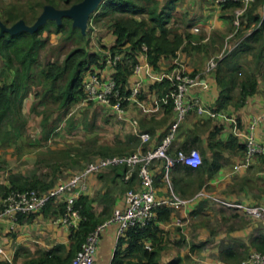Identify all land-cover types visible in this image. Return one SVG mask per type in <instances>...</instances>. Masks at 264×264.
<instances>
[{"label":"crops","instance_id":"crops-1","mask_svg":"<svg viewBox=\"0 0 264 264\" xmlns=\"http://www.w3.org/2000/svg\"><path fill=\"white\" fill-rule=\"evenodd\" d=\"M168 1L166 0L165 4ZM183 1L175 0L171 23L176 13H181L180 11L183 10L181 6ZM196 1L198 0L187 1V8L191 14L190 20L191 18L195 19L193 23H187L188 27L190 24H194V27L200 26V29L204 28V31L208 33V38H211L215 34H224L229 23L233 22L234 30L232 29V34L228 35L226 40L235 35L237 38V35H240L237 33L239 27L244 29L242 32L245 33L230 46L228 54L235 50L240 42L256 28L254 22H248V9L252 7V4L247 7L245 13L238 17V12L242 8L239 4H235V7L218 6L212 0H208L213 6L205 7L202 10L200 8L201 2L196 4ZM223 12L224 14H222ZM257 13L261 15V12L258 11ZM179 16L182 17L180 14ZM232 19L234 20L231 22ZM242 23L243 26H241ZM169 27L171 29V24ZM102 32L105 34L104 41L107 46H112L115 38L111 31ZM189 33L193 34L192 32ZM206 42L207 38L204 39L203 43ZM97 51L105 53V50L101 51L100 47ZM137 65L143 66V69L138 76L134 73V68L132 76L125 85L126 92H129L126 95V105H124L126 119L119 120V122L127 127V130L129 129L125 141L129 143V138L132 137L134 140L130 143L142 146L143 149L156 147L175 119L174 111L166 112L167 101L161 95L163 92H159L155 86L164 80H168L172 84V78L179 71L188 74L194 72L201 74L199 83L190 89L188 95L199 98L207 112L204 115H198L196 112L188 115L178 137V142H176L177 150L197 149L200 152L204 150L208 159L213 161L214 151L208 147L211 134L215 133V141L227 142L231 137H234L239 144L245 145V134L249 130L251 119L264 113V88L261 87V82L257 92L246 104L236 105L240 96V90L236 89L231 105L219 110L217 100L220 88L216 81V72H205L208 62L203 60V55L200 53H178L176 57L163 58L160 61L159 70H155L150 65L143 47ZM95 70L94 73L101 74L107 79H113L112 75L116 72V66L106 65L104 69ZM139 81L142 82L139 95L136 98H131V90ZM169 95L166 97L169 98ZM102 108L106 109L110 116L116 118L110 108L104 106ZM134 121L137 122V125L134 124ZM141 134H148L149 139L144 142ZM255 137L257 142L264 146V121L256 129ZM174 146L172 153L175 152ZM123 152L115 151V154L109 153L107 157L122 155L117 153ZM222 154L223 157L220 158L221 169L212 177L205 174L202 176V180L197 177L195 171L190 174L184 170H174L170 175V181H167L163 162L155 161L152 165L151 175L154 180L155 196L160 203L159 209L166 208L170 211L169 220L157 221L156 219L155 221L162 222L159 223L160 227L169 235V244L161 255L162 264H168L175 259H179L180 264H241L251 252L257 251L258 245L264 237V218L227 209L220 201L240 202L245 206L260 207L264 210V154L255 158L252 168L237 173L233 172V166L244 159V153L235 147L233 151H225ZM100 158L104 157L99 155L92 161ZM87 164L81 169L82 171ZM82 171L79 170L76 173ZM59 172L62 173V176L70 175L66 171ZM20 175L29 180L35 177L48 185L49 189L57 185L63 178L54 174V177L49 179L48 184L41 177L26 176L21 173ZM51 179L55 180H52L54 183L51 182ZM2 184L3 187L6 186V184ZM8 185H10L9 181L6 187ZM191 185L195 187L194 192H189L192 191L190 190ZM139 188H141V180L137 170L128 173L124 168L106 169L89 177L88 189L83 193V196L89 200L87 206L90 212L97 219L105 222L112 218L116 209L124 208L126 192L130 189ZM0 192H2L1 189ZM173 195L187 200V205L179 210L175 209L170 204ZM3 197L0 195V202ZM64 208L63 200L59 199L49 204L40 213L19 216L15 223L8 217H2L0 219V246L7 252L5 257L10 262L24 264L44 256L46 252L58 245L66 247V254L74 242V233L77 232L78 228H67L54 223V220L63 213ZM177 220H181L182 224H178ZM121 237L118 234L116 223L109 224L103 230L95 257L96 264H112L118 252L125 253L128 244L121 243Z\"/></svg>","mask_w":264,"mask_h":264},{"label":"trees","instance_id":"trees-1","mask_svg":"<svg viewBox=\"0 0 264 264\" xmlns=\"http://www.w3.org/2000/svg\"><path fill=\"white\" fill-rule=\"evenodd\" d=\"M69 1L71 0H67V2ZM81 1L83 0H74V4ZM174 3L175 0H169L161 6L160 0H105L90 18V24L93 19H111L107 29L111 31L115 41L109 47L101 38L100 49L101 51L105 50V53L97 51L99 47L92 50L89 33L84 35L79 29H74L72 20L67 18L60 25L55 21H49L48 26L41 27L34 34L24 32L15 36L9 34L0 36V56L5 60L7 66L0 72V139L5 140L9 136L8 125L16 133H20L19 127L16 126L18 115L24 100L33 94L32 85L38 81V76L34 70L39 63L40 53L46 45V41L41 36L45 31H49L52 26L55 28L56 34L69 35V38L77 36L79 41V45L65 56L62 63H50L41 72L44 82V91L41 95L42 103L49 99L59 103L61 109L68 108L84 99L83 83L85 76L89 72L94 73L95 69H104L106 65L113 66L108 64V58L111 56H122L112 77L120 87L122 95L126 97L129 92H126L125 85L133 74L143 47L147 48L148 61L155 70H159L160 61L163 58L176 57L178 53H205L202 43L196 41L198 40L196 36L188 32L175 33L170 29L172 13L175 9ZM50 4L56 6L53 2ZM225 6L235 7L236 5L229 3ZM263 6L264 0H255L248 12V22L256 24L255 30L245 37L235 50L225 56L215 70L216 81L220 88L217 100L219 110L231 105L234 100L233 93L238 88L240 89V96L236 103L237 106L246 104L257 92L260 83V77L257 74H249L241 82H238L237 74L242 70L239 58L243 55L252 56L257 66L262 60L264 61ZM258 11L261 12V15L256 14ZM0 19L11 26L22 20L23 17L9 13L6 18L0 16ZM196 74L198 73H191L192 76ZM155 87L159 92H163L161 95L167 101L166 112H173L174 103L171 98L173 83L164 80L162 83L156 84ZM34 95L37 96L39 93L35 92ZM166 95H169V98ZM125 103L123 105H126ZM183 124L179 129L178 137L181 134ZM214 137L215 133L211 134L208 145L209 149L214 151L213 161L209 160L206 151L202 150V164L198 168L193 169L190 166L177 164L173 171L184 170L190 174L195 171L197 177L202 180V176L205 174L212 177L221 169L220 158L223 157V152L233 151L235 147H238L245 155L246 145L239 144L236 138L231 137L229 141L222 142L215 141ZM133 140L132 137L129 138V143ZM108 154L101 153L100 156L107 157ZM8 181L10 184L9 192L13 189L21 191L49 189V186L39 179L29 180L22 175H13ZM0 189L2 190V188ZM88 202V198L83 195L77 202V208L81 211L84 220L80 223L77 232L74 233V242L66 254V247L58 245L46 252L44 256L24 264H70L87 236L104 223L103 220L97 219L90 212L87 206ZM156 213H158L157 221L170 219V211L166 208L159 209L158 207ZM159 223L162 222L154 221L143 230L131 229L122 236L120 242L127 243L128 247L124 254L119 252L116 254L112 264H162L161 255L169 244V235L160 227ZM257 251L264 253V237L261 239ZM179 261V259H175L168 264H180ZM0 264L14 263L0 254Z\"/></svg>","mask_w":264,"mask_h":264},{"label":"rangeland","instance_id":"rangeland-1","mask_svg":"<svg viewBox=\"0 0 264 264\" xmlns=\"http://www.w3.org/2000/svg\"><path fill=\"white\" fill-rule=\"evenodd\" d=\"M187 1L182 2L183 10L180 11L181 13H176L171 23V30L175 33L179 31L180 33H189L194 27V24H190L191 27H188L187 24L195 21L192 18L190 20L191 14L187 8ZM50 2L60 9L69 8L74 4V0L69 2L67 0H0V16L6 18L9 13H13L22 16L27 24L32 25L41 15L44 7L51 5ZM160 2L162 6L166 0H160ZM200 2L202 10L205 7L213 6L208 0H198L196 4ZM250 9L251 7L248 11ZM110 21V18H105L103 20L93 19L91 24L89 22L87 33L91 37L92 50L100 47L101 38H105L102 31L108 32L107 26ZM46 25L48 26V24ZM233 25V22L229 23L224 34H215L211 37L212 39L208 38V33L204 31V28L200 29V26H198L200 32L193 33L198 39L196 41L202 43L205 53L200 54L203 55V60L206 63L212 59L220 60L221 58L222 60L228 55L230 46L245 33L242 32L244 29L239 27L237 33L240 35H237V38L235 35L226 40L225 38L234 30ZM41 37L46 41V45L40 53L39 63L34 70L38 81L32 85L33 94L24 100L18 115L16 126L19 127L20 133H16L8 125L9 136L5 140L0 139V188H2L0 195L4 197L9 193L10 185L6 186L9 178L13 175L19 176L21 173L26 176H37L49 184V179L54 174L62 176L59 171H66L70 174L68 176H71L79 170L82 171L81 169L87 163L98 158L101 153L115 154V151H124L117 154H125L136 149H143L142 146L125 141L129 129L127 130V127L110 116L109 112L97 103L88 104L80 100L63 109L60 108L59 103L49 99L42 103L41 95L44 91L42 70L50 63H62L65 56L79 45V41L77 36L69 38V35L56 34L53 26ZM205 38H207V42L203 43L202 40ZM239 60L242 70L237 74L238 82L245 80L249 74H257L260 77V85L264 88V61L262 60L257 66L255 60L249 55H243ZM6 68L5 60L0 56V72ZM35 92L39 95L35 96ZM176 142L175 152L178 148ZM200 155L202 157L201 152ZM62 166L64 168H61ZM67 167L69 168L67 169ZM68 176H62V180L67 179ZM52 180L54 179H51V182H53ZM2 183L6 186L3 187ZM194 188L191 185L190 190L192 191L189 192H194Z\"/></svg>","mask_w":264,"mask_h":264},{"label":"built area","instance_id":"built-area-1","mask_svg":"<svg viewBox=\"0 0 264 264\" xmlns=\"http://www.w3.org/2000/svg\"><path fill=\"white\" fill-rule=\"evenodd\" d=\"M218 6H225L229 3L242 6L238 12V17L246 12L248 6L255 0H212ZM264 8V7H263ZM264 17V9L262 10ZM192 33L200 32L198 27L191 29ZM145 52L147 48L144 47ZM221 60V58H220ZM220 60L212 59L208 62L206 73L217 69ZM121 61V55L108 58V64L117 65ZM143 66L137 65L134 73L140 76ZM201 79V74L194 76L179 71L172 78L173 90L171 98L174 103L175 119L170 124L166 134L159 145L149 149H138L131 153L100 158L89 162L85 169L73 174L65 180H61L53 188L48 190H10L8 195L0 202V219L8 217L13 223L17 222L19 216L40 213L56 200H63L64 211L54 220L55 224L66 226L67 228H79L84 220L81 211L77 208L79 198L88 189L89 177L98 174L106 169L124 168L128 173L138 171L141 188L130 189L125 195V206L123 209H116L110 220L99 225L92 231L82 243L81 249L76 253L70 264H96V254L103 230L112 223L118 225V234L124 236L131 229L143 230L157 219V208L160 203L157 201L154 191V180L151 175V167L155 161H162L164 164V173L167 181H170V175L177 164L197 168L202 164L200 151L197 149L177 150L171 153L175 142L178 140V133L181 125L187 119L188 115L196 112L198 115H204L207 109L199 98L189 97V91L197 85ZM142 82L136 83L131 90L130 97L136 98L139 95ZM84 102H95L104 107L110 108L112 113L120 121L126 119L124 102L126 97L122 95L121 89L114 79L104 78L98 73H89L83 83ZM264 113L251 119L249 130L245 134L246 153L244 159L233 166V172L237 173L250 168L258 155L264 154V146L260 145L255 137L256 129L263 123ZM137 125V122L134 121ZM144 142L149 139L148 134H141ZM220 203L227 209L236 212H242L249 216L264 218V210L260 207L245 206L240 202H230L222 200ZM170 204L177 210L187 205V200L173 195ZM182 224L181 220H177ZM0 254L6 256L7 252L0 246ZM241 264H264V253L259 251L251 252Z\"/></svg>","mask_w":264,"mask_h":264},{"label":"water","instance_id":"water-1","mask_svg":"<svg viewBox=\"0 0 264 264\" xmlns=\"http://www.w3.org/2000/svg\"><path fill=\"white\" fill-rule=\"evenodd\" d=\"M104 1L83 0L65 9H60L53 5H46L41 15L32 25L27 24L22 19L10 26L0 19V36L3 37L5 34L15 36L24 32L34 34L49 21H55L60 25L66 18L72 20L74 29H79L82 34L86 35L91 16L99 9Z\"/></svg>","mask_w":264,"mask_h":264}]
</instances>
